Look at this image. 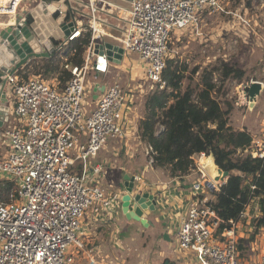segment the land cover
Masks as SVG:
<instances>
[{
    "label": "built area",
    "instance_id": "obj_1",
    "mask_svg": "<svg viewBox=\"0 0 264 264\" xmlns=\"http://www.w3.org/2000/svg\"><path fill=\"white\" fill-rule=\"evenodd\" d=\"M21 1L0 0V16L13 15ZM121 1L125 4L112 0H51L35 8V25L49 32L39 42L44 52L54 53L83 31L91 33L82 65H65L71 78L61 89L56 77L49 81L40 75L26 79L16 72L4 75L10 95L7 113L17 127L5 131L6 152L0 156V181L14 185L10 201L0 202V264H74L77 254L73 249L84 252L86 264H102L96 251L85 250L78 231L89 210L99 217L103 213L114 216L120 195L104 189L98 177L102 168L90 166L88 160L97 156L108 139L123 140L135 129L131 120L135 93L118 84L104 87L95 98L94 108L86 114L82 103L89 75L105 76L111 67L105 53H95L98 40L112 39L124 53L137 55L145 66L144 84L149 83L153 90L163 87L161 74L168 43L184 31L198 33L203 13L230 15L243 28H251L250 19L228 9L224 0ZM57 3L66 5L75 21L69 35L60 39V46L50 49L46 41L53 42L51 32L57 33V15L62 14ZM113 12L122 22L117 35L108 25ZM143 86L139 85L138 92ZM148 148L152 165V149ZM249 152L264 162V132L252 139ZM225 181H207L204 187L218 191ZM195 190L201 191L202 186ZM206 202L192 203L178 226L177 256L181 264H264V247L258 248L257 241L252 247L259 251L256 260L236 256L237 240L244 233L241 230L249 227L253 231L250 224L255 215L249 216L252 207L219 235L221 221ZM259 237L257 234L256 239Z\"/></svg>",
    "mask_w": 264,
    "mask_h": 264
},
{
    "label": "trees",
    "instance_id": "obj_2",
    "mask_svg": "<svg viewBox=\"0 0 264 264\" xmlns=\"http://www.w3.org/2000/svg\"><path fill=\"white\" fill-rule=\"evenodd\" d=\"M245 7L250 10L248 3ZM90 39L91 33L83 31L62 51L39 62H28L17 74L26 79L32 70L45 79L56 76L63 87L71 78L65 65H82ZM58 54L64 59H57ZM245 77L246 71L237 63L218 59L213 65L190 68L169 51L161 74L163 87L157 86L143 97V112L136 125L141 142L152 149V167L156 170L181 178L196 170L194 157L204 154L212 156L227 175L219 190L213 192V199L206 202L221 221L219 235L249 206L257 205L251 235L236 243L240 260L249 259L256 235L264 228V162L249 152L251 135L229 124L233 104L220 97L226 93L227 80L241 84ZM13 187L10 181H0V202L10 201Z\"/></svg>",
    "mask_w": 264,
    "mask_h": 264
},
{
    "label": "crops",
    "instance_id": "obj_3",
    "mask_svg": "<svg viewBox=\"0 0 264 264\" xmlns=\"http://www.w3.org/2000/svg\"><path fill=\"white\" fill-rule=\"evenodd\" d=\"M116 3L125 4L121 0H119V2ZM245 5L244 4L240 5L243 8V14L240 15L241 16L244 15L247 17L249 15L248 19L252 21L253 15L252 14L250 15ZM204 14H206V12L203 13L202 15ZM103 16L104 15H102V17ZM0 17L3 18L2 16ZM1 18H0V30L3 27L5 29V26L9 25V23L6 24V22L2 21ZM233 19L237 21L236 18ZM108 25H109V30L114 35H117L121 30L122 22L117 19V17L114 15L113 12L112 17L108 16ZM239 25L242 26L241 23H239ZM237 27L239 29L241 28L238 25ZM185 32H191V31L188 30V31H184L183 33ZM175 38L177 40L179 39V36H174L173 39ZM102 42H109L116 44L112 39L109 38H104V39L102 38L100 42L98 40L96 43L99 44ZM124 54L125 53L123 52V58L121 59L119 64L111 63V67L107 75L99 76V77L92 76V78L94 79V84L90 89L88 88V90H90L89 92H91L94 98L97 97V95L100 93L102 88L108 87L107 84H105V82L104 84H101L100 81H107L109 79V75L112 74L111 73L112 69L117 65H119V69H121L122 73H126L130 75L129 77V81L131 82V84H129L130 87H128V85H126V88L121 86L125 91L127 92L129 91L130 93L133 92L135 94L136 92L140 91L138 90L140 84H138V81L137 82L134 81V75L139 73L138 70H140V75H141L139 79L143 80V83L141 85H145L144 84L146 82L145 73H144L145 66L140 62L137 55L128 53L134 56L135 59L131 60L129 58L131 56H128L127 60H125ZM25 65H23L20 69H22ZM55 77L56 76H54L53 78ZM114 84L119 85L118 82H115L113 84H110L109 86ZM6 87H5L6 97L7 100L9 101L10 95L7 92ZM237 87L241 88L242 86L239 85ZM61 88L62 87L59 86V89ZM248 88L249 87L245 89L241 88L242 93L245 94L244 96H246V94L248 93ZM133 102L135 106L133 109V115L131 116V120L135 123V129L130 130L127 137L123 140L114 139L106 142L105 145L97 154V156L90 159L89 162L90 166L92 167L100 166L102 168L101 173L99 174L98 177L100 184L104 187V189L109 193H117L120 195V202L118 207L115 209L114 216H110V215L108 216L106 213H103L102 217H99L92 210H89L83 219V225H82L83 233L81 234V237L78 236L79 240L83 243L86 251L92 250L94 251V254H96L95 251L97 252L96 258L99 257V261L102 264H108L110 260L113 259V257H115V254L116 256L122 255V247L124 244L122 233L124 229H127L128 236L131 237L134 234L138 235L139 233L144 236H148L149 235V233L147 232L148 229L157 231L160 234V236L164 238V240L167 243H169L168 247L171 248L172 246L171 235L174 234L177 241L176 232L178 230V226L185 219L187 211L189 207L192 205V203H200L202 200L210 202V200L213 199V196L210 198L207 196L208 190L207 191L203 190V186L205 182L213 181L207 175V173L203 171L201 167L207 157L201 158L200 155L195 156L194 162L196 164V167L198 166L202 170H199V168L197 170L196 168V170H194L192 173L181 178H171L167 172L162 170H156L155 168L152 167V165L149 164V158L147 156V150L149 149L148 148L149 146L141 142L136 132L138 114L136 112L135 97ZM89 112L90 111L87 112L86 110V114H88ZM7 117L8 120L3 123L2 127H0V144L3 149V152L0 151V156L4 155V153L6 152V139L4 137L5 131L17 127L16 121L14 120L15 123H12V121H10V118L12 117L8 116V114ZM235 130H246L251 135L250 129L240 128ZM251 139H253L252 136ZM124 175L133 177L135 180L134 189H133L134 195L149 193L154 197V200L156 202L155 211L152 212L147 209L143 211L142 218H144L147 221V223H149L148 226H145L147 230H143L139 226L138 222H135L133 220H128L125 217V215L122 213L121 199L126 194V188L124 186L125 181L123 179ZM197 186L200 187L202 186V190L196 191L195 188ZM117 189L120 190L118 191ZM263 230L264 228L261 229L259 232V235L261 237L259 238L260 240L258 242V248L260 249L264 247ZM246 234L247 233H245L244 236ZM73 251L74 254H77L75 257L76 264L87 263V261L85 260L86 255L84 254L83 251H79L75 249H73ZM251 253L253 255H250L249 258L251 260H256L259 251L251 250ZM162 264H181V260L178 258L177 254L176 255L173 254L172 256L169 255V257H165L163 259Z\"/></svg>",
    "mask_w": 264,
    "mask_h": 264
},
{
    "label": "rangeland",
    "instance_id": "obj_4",
    "mask_svg": "<svg viewBox=\"0 0 264 264\" xmlns=\"http://www.w3.org/2000/svg\"><path fill=\"white\" fill-rule=\"evenodd\" d=\"M112 1L119 2V0ZM41 2L42 0H22L13 15L5 14L2 15L3 18H0L2 21L6 22V24L10 23L12 20L13 24L15 17L21 15V17H24L27 21V25H34L35 20L31 15L33 13L36 15L37 10H35V8H37ZM224 3H226L228 9L236 12L238 15L243 14V8L240 5L248 3L250 10L248 9L247 11L250 15H253V20L250 25L251 28H242L243 26L239 25L240 22L232 19L230 15L206 13L202 15V21L200 22L198 33L196 31L185 32L179 36V39H172L167 46L168 52L170 51L176 59L188 63L190 68L195 65H200L202 67L213 65L218 59H224L231 64L237 63L240 68L244 69L246 71V77L243 82L238 84L236 81L227 80L224 87L226 93L224 96H221L220 99L221 101H229L233 104V111L229 116V124L234 129H250L253 139L260 138L264 132V130H262L264 129V0H224ZM23 14H26L27 16ZM58 17L59 15H57V18ZM237 25L241 28L239 29ZM34 26V30L39 31L40 34H45V32H42L44 30L39 26ZM60 43H62L61 40H58L56 44L57 48L60 46ZM56 45L54 44L53 47ZM65 47L66 46L61 47V49H57V51H62ZM128 56H131L129 57L131 60L135 59L134 56L125 53V60H127ZM39 59L43 58L34 59L33 62H37ZM57 59H64V57L61 54H58ZM33 72L34 71L32 70L31 72H28L27 77L35 76ZM138 72L139 73L134 75V81H138V84H142L143 80L139 79V77H141L140 70H138ZM111 73L112 74L109 75L107 81L99 80L101 84H104L105 82V84L109 86L110 84L118 82L120 86L126 88V85H128V87H130V75L122 73L121 69H119V65L114 67ZM52 79L53 77L45 80L50 81ZM253 82H259L261 84V91L255 99L253 106H250V103L248 102V93L246 92L247 94L244 96L245 94L242 93L241 88L245 89L250 87ZM93 84L94 79L92 78V74H90L87 79L86 92L84 93L85 105L84 102L82 103V106L87 112L94 108L95 104V98L92 96L91 92H89L90 90H88ZM239 85L242 87H237ZM149 87L150 84L146 83L143 86L142 92H136V94H134V96L136 95V112L138 114L137 122L142 116L143 97H145L148 90H150ZM10 121L15 123L13 118H10ZM110 140L111 139H108L107 142ZM0 151L3 152L2 146L0 147ZM69 154L70 156L75 157L74 152H70ZM89 162L90 159L88 160V163ZM76 164L80 165V161H77ZM117 190L119 191L120 189ZM203 190H208L207 196L209 198L213 196V192L208 187L203 186ZM12 192L13 190L10 192V196ZM256 212L257 205H254V207L250 209L249 216H254ZM82 225L83 221L81 222L80 230L78 231L79 237H81V234L83 233ZM139 226L143 230H147V228L140 223ZM248 229L249 227H245L241 230L244 232L243 234L247 233L245 235L246 237L250 236L252 233ZM147 232L149 233L148 236L139 233L140 235L134 234L131 237L128 236L127 229H124L122 233L124 241L122 255L116 256L115 254V257L110 260L111 263L109 262L108 264H162L165 257L177 254V241L174 234L171 235L172 246L169 248V243H167L157 231L148 229ZM245 236L241 235L240 238ZM259 240L256 239L255 242L257 241L258 243ZM250 255L253 254L251 253Z\"/></svg>",
    "mask_w": 264,
    "mask_h": 264
},
{
    "label": "water",
    "instance_id": "obj_5",
    "mask_svg": "<svg viewBox=\"0 0 264 264\" xmlns=\"http://www.w3.org/2000/svg\"><path fill=\"white\" fill-rule=\"evenodd\" d=\"M42 2L44 3L40 7H43L45 3H50L51 0H42ZM57 7L62 11V14L57 18V33L51 32L52 41H58L67 37L75 21L74 15L69 12L66 5L57 3ZM23 15L27 16L26 14ZM31 16L34 20L36 19L34 13ZM34 25H27L25 18L17 15L13 24L11 23L5 29L0 30V127L8 120L5 73L11 75L29 61L37 58H49L53 54L52 52H44V47L41 50H35L34 45H37V43L40 44V41H44V37L48 36L49 32H45L44 35L40 34L39 31L34 30ZM45 46L53 49V43L50 41H46ZM96 48L95 53H105L111 63L119 64L123 58V49L116 44L102 42L97 44ZM260 91L261 84L259 82L251 83L248 88V101L250 106H253ZM202 167L214 182L222 181L227 176L215 165L212 156H207ZM123 179L125 181L126 194L121 199L122 213L128 220H133L144 226H148L149 223L142 218L143 211L146 209L152 212L155 211L156 202L154 197L149 193L134 195V178L124 175Z\"/></svg>",
    "mask_w": 264,
    "mask_h": 264
},
{
    "label": "bare ground",
    "instance_id": "obj_6",
    "mask_svg": "<svg viewBox=\"0 0 264 264\" xmlns=\"http://www.w3.org/2000/svg\"><path fill=\"white\" fill-rule=\"evenodd\" d=\"M11 23H12V20H11V22L9 23V25H11ZM6 27H8V25L5 26V28H6ZM2 29H4V27H3ZM34 47H35V50H37V51L42 49V45H41V44H38V43H37V45H34Z\"/></svg>",
    "mask_w": 264,
    "mask_h": 264
},
{
    "label": "flooded vegetation",
    "instance_id": "obj_7",
    "mask_svg": "<svg viewBox=\"0 0 264 264\" xmlns=\"http://www.w3.org/2000/svg\"><path fill=\"white\" fill-rule=\"evenodd\" d=\"M54 44L56 45V44H57V42H56V41H53V45H54Z\"/></svg>",
    "mask_w": 264,
    "mask_h": 264
}]
</instances>
